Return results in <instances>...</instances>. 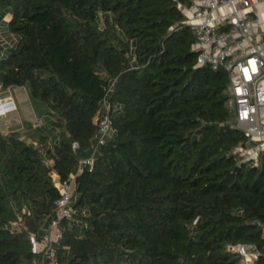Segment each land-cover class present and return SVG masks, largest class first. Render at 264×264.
I'll list each match as a JSON object with an SVG mask.
<instances>
[{
	"label": "trees",
	"instance_id": "1",
	"mask_svg": "<svg viewBox=\"0 0 264 264\" xmlns=\"http://www.w3.org/2000/svg\"><path fill=\"white\" fill-rule=\"evenodd\" d=\"M192 2L0 0L1 87L25 86L42 120L35 141L0 132V264L41 259L29 234L57 217L53 174L77 172L74 142L94 163L59 219L60 264H240L239 243L264 264V153L243 160L249 135L229 121L227 71L198 64Z\"/></svg>",
	"mask_w": 264,
	"mask_h": 264
},
{
	"label": "built area",
	"instance_id": "2",
	"mask_svg": "<svg viewBox=\"0 0 264 264\" xmlns=\"http://www.w3.org/2000/svg\"><path fill=\"white\" fill-rule=\"evenodd\" d=\"M262 1L264 0H193L185 8L186 22L196 34L198 64H209L214 69L222 68L229 75V121L249 135L247 147L240 148L245 156L243 160L253 158L255 161L264 148L263 144L252 146L253 140H264V51L256 42L257 19L248 15L247 11L253 4ZM221 5H231L234 13L227 29L222 28V22L214 15V10ZM10 100L14 103L12 97ZM104 103L108 109L109 104L106 101ZM112 130V120L105 115L101 122L99 143H104ZM73 148L76 151L79 144L74 142ZM250 149H253L252 153ZM93 163L92 153L89 158L80 157L77 172L69 178L61 179L57 172L53 174L55 185L60 190V197L56 202L57 217L50 221L41 235L38 236L35 232L29 234L32 252L41 256L36 264H60L54 246L62 236L59 219L73 216L72 200L76 176L86 165ZM228 249L240 257V264H256L262 255L261 250L253 243L230 244Z\"/></svg>",
	"mask_w": 264,
	"mask_h": 264
},
{
	"label": "rangeland",
	"instance_id": "3",
	"mask_svg": "<svg viewBox=\"0 0 264 264\" xmlns=\"http://www.w3.org/2000/svg\"><path fill=\"white\" fill-rule=\"evenodd\" d=\"M6 20L9 16H6ZM6 23H2L0 28V41L4 42L6 45L11 44V34L6 30ZM0 97H12L14 100L13 108L4 114L0 115V132L8 133L13 130H18L22 133L23 137L35 141L34 137L37 136L35 126L41 124L42 120L35 113L33 106L29 100L28 90L25 86H20L17 88H2L0 87ZM50 117V116H47ZM252 146L264 145V140H253ZM261 151L264 153V148ZM261 153V154H262ZM252 163V162H251ZM249 162V164H251ZM255 164V162H254Z\"/></svg>",
	"mask_w": 264,
	"mask_h": 264
},
{
	"label": "crops",
	"instance_id": "4",
	"mask_svg": "<svg viewBox=\"0 0 264 264\" xmlns=\"http://www.w3.org/2000/svg\"><path fill=\"white\" fill-rule=\"evenodd\" d=\"M237 4L238 2L235 3V6H237ZM237 13L239 14V11H237ZM247 14L250 16L253 15L257 19V24L255 26V30L258 32L256 36V42L264 51V1L253 4L248 9ZM214 15L219 21L222 22L223 25L229 24V20L234 16V13L232 12V6L221 5L219 8L214 10ZM249 151L252 153L253 149H250Z\"/></svg>",
	"mask_w": 264,
	"mask_h": 264
},
{
	"label": "bare ground",
	"instance_id": "5",
	"mask_svg": "<svg viewBox=\"0 0 264 264\" xmlns=\"http://www.w3.org/2000/svg\"><path fill=\"white\" fill-rule=\"evenodd\" d=\"M11 108H13V103L10 100V97H5V98L0 97V115L9 111Z\"/></svg>",
	"mask_w": 264,
	"mask_h": 264
},
{
	"label": "water",
	"instance_id": "6",
	"mask_svg": "<svg viewBox=\"0 0 264 264\" xmlns=\"http://www.w3.org/2000/svg\"><path fill=\"white\" fill-rule=\"evenodd\" d=\"M94 151V146L91 145L88 149L82 150V149H77L76 153L79 155V157L81 158H89V156L92 155ZM237 169H239V166L237 167Z\"/></svg>",
	"mask_w": 264,
	"mask_h": 264
}]
</instances>
